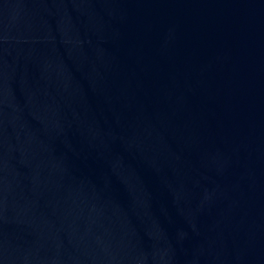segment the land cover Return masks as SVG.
<instances>
[{"label":"water","instance_id":"1","mask_svg":"<svg viewBox=\"0 0 264 264\" xmlns=\"http://www.w3.org/2000/svg\"><path fill=\"white\" fill-rule=\"evenodd\" d=\"M0 264H264V0H0Z\"/></svg>","mask_w":264,"mask_h":264}]
</instances>
